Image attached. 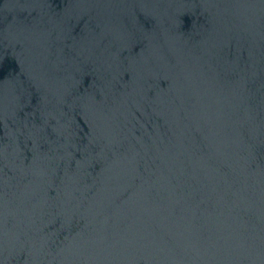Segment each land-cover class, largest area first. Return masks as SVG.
<instances>
[{
  "label": "water",
  "instance_id": "water-1",
  "mask_svg": "<svg viewBox=\"0 0 264 264\" xmlns=\"http://www.w3.org/2000/svg\"><path fill=\"white\" fill-rule=\"evenodd\" d=\"M0 264H264V0H0Z\"/></svg>",
  "mask_w": 264,
  "mask_h": 264
}]
</instances>
